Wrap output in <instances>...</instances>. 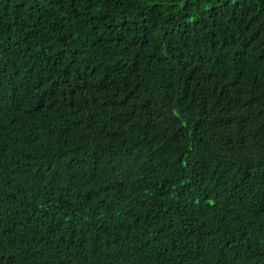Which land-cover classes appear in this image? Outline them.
Here are the masks:
<instances>
[{
	"label": "trees",
	"instance_id": "trees-1",
	"mask_svg": "<svg viewBox=\"0 0 264 264\" xmlns=\"http://www.w3.org/2000/svg\"><path fill=\"white\" fill-rule=\"evenodd\" d=\"M0 264H264V0H0Z\"/></svg>",
	"mask_w": 264,
	"mask_h": 264
}]
</instances>
